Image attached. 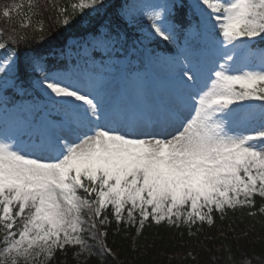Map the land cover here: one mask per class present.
Returning a JSON list of instances; mask_svg holds the SVG:
<instances>
[{"label": "snow or ice", "instance_id": "6c2138e0", "mask_svg": "<svg viewBox=\"0 0 264 264\" xmlns=\"http://www.w3.org/2000/svg\"><path fill=\"white\" fill-rule=\"evenodd\" d=\"M48 22L88 25L83 64L56 63L69 45ZM157 40L167 54L147 47ZM117 45L147 53L142 69L126 58L124 80L92 59L100 49L120 63ZM256 196L264 0H0V264H46L66 247L80 264L97 247L112 255L97 239L109 206L139 235L150 219L212 225L214 212L255 208ZM224 264H264V247L229 249Z\"/></svg>", "mask_w": 264, "mask_h": 264}, {"label": "trees", "instance_id": "16d2710c", "mask_svg": "<svg viewBox=\"0 0 264 264\" xmlns=\"http://www.w3.org/2000/svg\"><path fill=\"white\" fill-rule=\"evenodd\" d=\"M46 27L63 32L67 44L73 37L89 31L81 26L71 31L56 29L50 22ZM23 50L22 46L21 51ZM58 55L55 54L56 63L63 67L67 64L66 59H60ZM254 199L255 208L227 210L223 219L219 213L214 212L215 222L212 225L198 222L189 230L186 225L179 228L166 223L157 225L150 219L139 235L136 233L137 226L117 224L110 206L102 213V217L106 215L111 223L99 226V230L108 233L102 239L113 254L96 253L87 257L86 264H224L229 249L237 257L241 253L258 254L264 247V215L257 212V209L264 200L259 196ZM249 212L257 214L253 216ZM74 250L76 249L71 247H66L64 252L57 250L53 259L46 264L85 262V257L79 259V262L73 258Z\"/></svg>", "mask_w": 264, "mask_h": 264}, {"label": "rangeland", "instance_id": "374dc122", "mask_svg": "<svg viewBox=\"0 0 264 264\" xmlns=\"http://www.w3.org/2000/svg\"><path fill=\"white\" fill-rule=\"evenodd\" d=\"M186 3L188 2V0H185ZM123 2H129L131 3V0H123ZM96 21L93 19V24H95ZM81 27L85 28L88 30V25L84 24L81 25ZM91 39V33L90 31L86 32L83 35H78L76 37H73L72 40L69 42V47H67L64 50V53L61 54L58 52V57L60 59H66V63L68 66H74L75 63L78 61L80 64H83V49L81 48V45L84 44L85 41L90 40ZM147 47L149 49H155L156 52H160L162 54H167V45L166 42H161V41H155L151 44H148ZM95 53H97L98 55L93 54L92 59H94L96 61L97 64L103 62L105 64L106 68H111V71H106L105 75L110 76V77H115L116 79L118 78V80L121 79V77H125L127 78L129 72H131L133 69L130 66H126L127 65V59L126 58H130L131 60H133L139 67H143V64L146 63V59L145 57L147 56V53L144 52L143 50L141 51L140 54L136 55V56H131L129 57V54L126 53L122 48H120L119 45H117L116 49L113 50L111 52V59L115 60V61H119L120 63L118 64H109V54L104 52L103 50L100 49H96ZM153 69L152 72H155V76L158 80L157 77V72L158 70ZM110 207V206H109ZM84 215L87 217V210L85 211ZM126 216V213H125ZM92 231H96V230H92ZM88 234L86 233V236ZM102 237H97V239H100ZM90 243L92 244H96V240H89ZM94 251L97 254H100L98 247L94 249ZM101 255V254H100ZM85 256H81L79 259H84ZM36 264H42L41 261H37Z\"/></svg>", "mask_w": 264, "mask_h": 264}, {"label": "bare ground", "instance_id": "6f19581e", "mask_svg": "<svg viewBox=\"0 0 264 264\" xmlns=\"http://www.w3.org/2000/svg\"><path fill=\"white\" fill-rule=\"evenodd\" d=\"M131 2H133V0H131ZM155 71V70H154ZM155 72H150V74H149V77H148V79L152 82V84H153V86H159V81L157 80V78H156V76H155V74H154ZM119 78V77H118ZM117 78V79H118ZM124 79H126L125 77H121V79L120 80H124Z\"/></svg>", "mask_w": 264, "mask_h": 264}]
</instances>
